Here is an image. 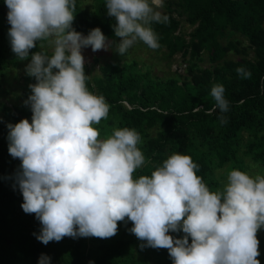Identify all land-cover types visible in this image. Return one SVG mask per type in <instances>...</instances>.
Returning <instances> with one entry per match:
<instances>
[{"label":"clouds","instance_id":"9594fccd","mask_svg":"<svg viewBox=\"0 0 264 264\" xmlns=\"http://www.w3.org/2000/svg\"><path fill=\"white\" fill-rule=\"evenodd\" d=\"M4 2L11 50L20 60L28 58L36 41L53 46L51 56L34 53L25 69L37 81L25 101L31 106V123L22 119L7 125L8 152L21 161V208L42 225L40 234H33L36 239L44 245L64 237L106 239L116 235L118 222L127 217L134 225L129 231L147 247L167 249L173 264H260L257 231L264 226V176L232 170L223 191L213 192L196 174L191 157L177 153L150 177L133 179L145 162L137 147L140 135L125 127L100 140L93 127L107 118L110 106L86 87L81 49L107 50L101 30L83 36L72 29L75 0ZM162 7L163 0H106L120 38L118 54L137 40L151 49L160 47L150 24L168 23L169 17L156 11ZM236 72L242 79L251 77L243 67ZM224 92L217 84L210 93L222 113L229 108ZM178 229L184 238L167 234ZM38 264H50V258L42 254Z\"/></svg>","mask_w":264,"mask_h":264},{"label":"trees","instance_id":"16d2710c","mask_svg":"<svg viewBox=\"0 0 264 264\" xmlns=\"http://www.w3.org/2000/svg\"><path fill=\"white\" fill-rule=\"evenodd\" d=\"M93 1L91 11L75 7L71 27L83 36L99 28L110 42L117 37L113 30L115 18L107 15L106 0ZM167 3L175 10L167 15L169 21L163 23L164 28L156 22L150 24L160 47L166 46L171 54L186 56L192 66L201 52L207 54L209 63H216L227 50L221 42L226 30L231 36L245 40L247 45L243 49L251 52V60L198 69L174 87L117 63L100 66L98 75L89 78L84 65L86 87L94 95H102L110 106L107 118L97 124L102 131H108L110 136L113 130L127 127L140 135L137 147L145 162L134 171L133 179L150 177L166 159L179 153L191 157L198 166L196 174L215 192L220 185L211 173L213 168L225 167L227 177L232 170L244 172V162L237 155L242 132L248 137L242 144L244 151L264 169V30L257 26L264 22V0H167ZM8 11L4 0H0V39L11 28ZM182 15L188 24L194 25L187 41L178 36L185 24L183 19H177ZM44 43L45 40L36 41L28 59L39 52L37 45ZM7 57L12 66L21 61L12 50L5 56L0 48V70L7 65ZM239 67L249 71L251 77L242 79L236 72ZM22 80L19 92L27 101L32 95L29 86L37 81L26 72ZM217 84L225 89L227 112L222 113L210 95ZM31 118L30 104L1 107L0 264H38L42 254L50 258V264H173L167 249L147 247L146 241L129 231L134 225L127 217L118 222L116 235L106 239L64 237L47 245L36 239L42 225L35 214H26L21 208L24 201L17 186L21 161L8 152L7 125L14 126L22 119L31 123ZM167 234L174 240L186 235L179 229ZM257 239L260 253L257 259L264 264V237L257 232ZM188 242L191 244V237Z\"/></svg>","mask_w":264,"mask_h":264},{"label":"rangeland","instance_id":"374dc122","mask_svg":"<svg viewBox=\"0 0 264 264\" xmlns=\"http://www.w3.org/2000/svg\"><path fill=\"white\" fill-rule=\"evenodd\" d=\"M168 1L173 2L175 0ZM149 2L151 3V0H149ZM75 5L78 10L88 12L93 9L95 3L93 0H75ZM172 10H175V8L172 5H169L167 0H163L162 8L156 9V11H159L164 15L172 14ZM177 19H183L185 23L181 25L178 36L181 37L182 40L187 41L188 34L194 29V25L188 24L183 15L182 18L177 17ZM159 24L164 28L163 23ZM257 26L258 28L264 30V22L258 23ZM169 38L171 37L169 36ZM119 42V37L111 40L107 50L102 49L93 52L90 46L81 49V54L85 61L84 65L86 66L89 78L98 75V68L100 66L117 63L119 65H126L128 69L137 70L141 74H146L156 82L166 83L174 87L186 81V79L189 78L190 73H193L198 69L220 65L222 63L226 64L240 62L243 60H251V52H247L243 49L246 48L247 45L245 40L237 35L231 36L226 30L221 37V42L225 44L227 49L224 58L219 62L209 63L207 61V54L205 52H201L199 58L195 60V66H192L191 62L187 61L186 56L182 57L180 53L171 54L166 46L151 49L139 40H137V42L123 55H120L117 53L116 48V44ZM0 48L5 56L6 54L8 55L11 50L10 37L8 33H5L0 39ZM37 49L39 52L48 56H51L53 52V46L48 40H45L44 44L37 45ZM9 61V58L7 57V65H4L0 70V114L2 106L12 107L18 104H26L24 98L19 92V87L22 85V78L25 75L26 66L31 62V60L27 58L21 60L20 62L18 61L15 66L10 65ZM53 72H56V69H53ZM93 127L99 131L98 138L100 140H104L108 137V131H102L97 124L93 125ZM239 138H241L242 141L239 143L237 155H239L244 162V173L248 174L252 178L256 175L264 176V169L259 166L257 162L252 160L251 157L244 151L242 144L248 138L247 134L242 132ZM225 169V167H219L213 168L211 171L216 181L219 182L220 191H223L224 187L228 183ZM17 186L19 187L18 183ZM257 232L264 237L263 227H261Z\"/></svg>","mask_w":264,"mask_h":264}]
</instances>
